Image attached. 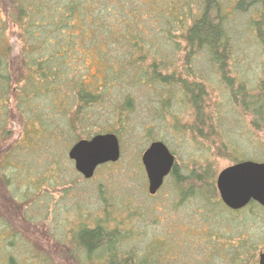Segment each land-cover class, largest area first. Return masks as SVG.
<instances>
[{
  "label": "rangeland",
  "instance_id": "374dc122",
  "mask_svg": "<svg viewBox=\"0 0 264 264\" xmlns=\"http://www.w3.org/2000/svg\"><path fill=\"white\" fill-rule=\"evenodd\" d=\"M11 1L0 0V8L10 47L9 72L17 77L23 69L18 58L22 43L9 13ZM228 25L233 54L222 75L203 53L186 59L184 44L176 52L163 48L164 56L156 59L161 78L172 75L204 87L207 99L198 118L176 84H150L140 81L132 68L119 73L117 65L108 72L104 64L87 63L85 83L104 86L100 102L77 119L73 107L72 117L69 112L52 118L55 137L48 142L41 137L27 158L33 163L30 176L37 188L18 183L11 193L12 179L7 186L0 172V264L8 258L16 264H93L81 255L74 235L99 222L127 234L129 244L122 250L135 248L141 258L156 256L167 259L165 264H257L264 249L261 211L231 212L223 205L181 199L171 175L150 196L141 164L148 145L159 141L175 158L177 174L199 172L215 187L217 175L233 164L264 162V127H253L251 114L233 102L226 81H231L232 91L243 85L253 92L264 80V54L248 27V16L232 15ZM22 87L21 82L14 88L16 97L9 104L10 133L2 153L11 152L18 141L24 143V114L16 110ZM104 134L117 138L119 159L84 179L67 153L78 140ZM216 194L219 200L217 190Z\"/></svg>",
  "mask_w": 264,
  "mask_h": 264
},
{
  "label": "trees",
  "instance_id": "16d2710c",
  "mask_svg": "<svg viewBox=\"0 0 264 264\" xmlns=\"http://www.w3.org/2000/svg\"><path fill=\"white\" fill-rule=\"evenodd\" d=\"M10 11L22 43L18 58L23 68L19 78L10 75V47L0 8V172L7 186L12 179L11 193L18 183L37 188L30 176L33 163L27 158L39 147L41 137L46 142L55 137L56 123L52 118L69 112L72 117L73 107L77 119L100 102L104 86L98 89L85 83L89 61L104 64L108 72L117 65L119 73L132 68L140 81L150 84H176L198 118L202 102L207 99L206 90L201 84H187L172 75L161 78L156 59L164 56L163 48L176 52L184 44L186 59L203 53L222 75L233 54L229 20L232 15H246L248 27L264 54V0H12ZM226 81L233 102L251 114L253 127H264V80L253 92L243 85L232 91L231 81ZM21 82L16 110L24 114V143L18 141L11 152L2 153L10 133L9 104L16 97L14 88ZM18 175L21 182L16 179ZM170 175L181 199H198L206 206L222 205L213 182L199 172L184 177L177 174L175 165ZM74 240L81 255L93 264L168 262L156 256L141 258L135 248L122 250L129 244L127 234L108 230L105 223L79 229ZM6 264L16 262L8 258Z\"/></svg>",
  "mask_w": 264,
  "mask_h": 264
},
{
  "label": "water",
  "instance_id": "95a60500",
  "mask_svg": "<svg viewBox=\"0 0 264 264\" xmlns=\"http://www.w3.org/2000/svg\"><path fill=\"white\" fill-rule=\"evenodd\" d=\"M119 156L118 140L112 134L80 140L67 153L75 171L87 180L92 178L98 167L117 162ZM141 163L147 179V193L154 196L171 173L175 159L163 143L156 141L142 153ZM215 187L220 201L230 210H240L250 202L264 209V163L232 165L217 175ZM258 264H264V253L259 255Z\"/></svg>",
  "mask_w": 264,
  "mask_h": 264
},
{
  "label": "flooded vegetation",
  "instance_id": "af4514ba",
  "mask_svg": "<svg viewBox=\"0 0 264 264\" xmlns=\"http://www.w3.org/2000/svg\"><path fill=\"white\" fill-rule=\"evenodd\" d=\"M153 142H156V141H153ZM152 143V142H151ZM150 143V144H151ZM162 143V142H161ZM149 144V145H150ZM148 145V146H149ZM167 148V147H166ZM175 159V158H174ZM244 162H251V161H244ZM237 163H241V162H237ZM237 163H235V164H237ZM260 163H264V162H260ZM142 164V163H141ZM235 164H233V165H235ZM174 166H175V164H174ZM172 172V171H171ZM171 174V173H170ZM169 174V175H170ZM168 175V176H169ZM218 198H219V195H218ZM219 201H220V198H219ZM220 203L222 204V202L220 201ZM223 205V204H222ZM224 206V205H223ZM225 207V206H224ZM226 208V207H225ZM246 208H257L259 211H261L263 214L262 215H264V209L261 207V206H259L257 203H255V202H250L248 205H246L244 208H242V209H240V210H237V211H233V210H230V209H228V208H226L228 211H231V212H239V211H241V210H243V209H246ZM264 253V249L263 250H260L259 251V253H258V257H259V255L260 254H263ZM257 264H258V259H257Z\"/></svg>",
  "mask_w": 264,
  "mask_h": 264
}]
</instances>
